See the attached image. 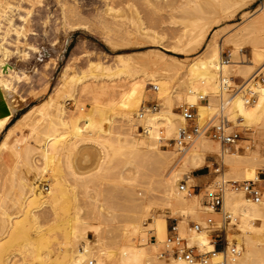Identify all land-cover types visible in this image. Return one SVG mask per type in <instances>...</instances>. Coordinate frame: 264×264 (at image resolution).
Wrapping results in <instances>:
<instances>
[{
  "label": "bare ground",
  "instance_id": "obj_1",
  "mask_svg": "<svg viewBox=\"0 0 264 264\" xmlns=\"http://www.w3.org/2000/svg\"><path fill=\"white\" fill-rule=\"evenodd\" d=\"M103 1L105 7L101 10L105 12L103 14L97 12L98 17L95 16L99 25L117 30L125 35L135 34L136 38L141 37L142 33L148 34L147 31L151 29V26L148 27L141 23L144 25H138L139 28L136 26L137 28H133L134 30L131 29L130 23L129 27L125 21L119 22L122 19H119L117 11L120 10L112 7L111 4L114 0ZM128 1L124 0L123 2L126 5ZM142 1L145 3V8L150 9L149 12H157L162 8L161 4L165 3L163 2L165 0ZM169 1L171 0H168L167 6L171 7ZM188 1H177L181 3L172 5L171 9L174 11L182 9ZM223 1L231 2L235 6L236 3H243L245 0ZM55 4H57V8L52 9ZM55 4L51 10L45 11L47 3L44 0H0V101L6 107V113L0 116V133L4 132L0 138V159L2 156H6L8 159L12 158L6 167L5 159H1L3 161H1L0 171H3V175L6 176L5 174L11 168L12 170L8 171V175L11 172V176L7 175L8 178H11H5V181L8 184L12 182L16 187L12 198V205L15 208L13 212H9L0 202V264H92L94 261L95 264H143L149 259L150 251L153 253L152 251L159 249L166 237L167 217L164 210L166 208L174 210L179 205L193 201L197 196L195 194L193 198L185 199L178 195L181 191L176 190L174 185L177 172H191L203 166L206 163L207 149L210 153L217 154V143L211 142L205 136L202 139L207 141V145L201 141L194 143L198 136L183 151H177L174 148L173 151H170L160 147L159 127L164 129L165 138H171L176 135L178 127L182 123L178 112L171 108L172 99L170 100L171 97L169 98L167 92L170 88L171 75L166 73V70H169L168 66L173 62L164 58L162 53H156L159 60L164 61L158 66V70L147 71L139 79L133 77L126 83L116 84L120 87L118 91L115 90V84H112L111 81L120 79L122 73L130 72L131 55L129 52L116 53L113 63L89 59L86 68L79 71H74L71 69V64L66 63L62 70V79L56 85L54 95H46L43 102L40 100L33 104L12 121L19 109L27 103L26 96L23 97L20 94L19 83L22 80H29L23 87H21L22 84L20 87L22 90L25 88L32 93V90H35V85L32 83L33 79L30 78L31 74L39 71L40 75L44 77L47 72L46 68L49 62L46 60L42 63L41 71L38 69V64H40L38 61H40L42 53L41 43L38 41H43V25L48 21L51 11L58 10L63 22L66 21L72 25L82 22L81 20L84 19V11L74 0H56ZM262 6L261 8H264ZM109 11L112 13L108 14ZM150 16L153 19V14ZM158 19L154 18L149 23L153 24L156 20L157 22L154 23L165 25V21L167 22V19L161 21ZM183 25L182 29L185 31H177L174 36L177 46L188 44L196 37H204L207 23L193 20L192 26L191 24L188 26L186 22ZM186 25L192 27L188 28V33L186 32L187 28L185 29ZM51 27L55 30L54 23L51 24ZM142 30L146 32H142ZM184 38H188V40L184 42ZM237 41L231 37L226 39L213 37L207 44L204 53L185 66L190 76L185 99L192 105H198L199 118L203 119L207 115L213 114L217 105H215L216 102L213 103L215 100L211 101V99H214L215 96L217 99V95L221 91L219 76L222 74L230 81L231 78L227 76L228 69L236 67L234 73L241 75L243 82L238 85V90L235 93L228 96L223 95L225 97L222 102H224L227 117L234 120L233 122H240L244 130L253 135L258 129H264V46L254 47L252 57L248 60L230 58L232 61L222 63L223 44L233 48ZM52 42L54 43V40ZM85 52L84 50L83 54ZM232 54L235 56L236 52L233 50ZM57 64L56 60H52L49 65L52 67L50 69L54 71ZM254 67L256 69L251 74ZM161 69L163 71H160ZM255 72L262 74L261 81L255 80ZM76 81L81 85V91L90 93L86 104H82L81 99L72 97ZM148 82L155 86V91H151L147 87ZM248 90L255 94L254 102H249L243 95ZM34 93L35 91L33 95ZM199 94L209 96L212 103L196 104L199 102ZM66 97H72L74 100L72 102L82 110L85 129L95 126L100 128L101 133L92 136L89 131L78 129L79 127L75 125L74 115L67 111L66 100L63 99ZM179 97L181 99V96ZM144 100H155L156 104L161 107L158 109V107L141 105ZM162 100L164 103H160ZM162 104H165L167 110H162L164 106ZM117 115L126 125L125 127L113 128ZM136 123L146 127V132L138 133L135 130ZM81 145L83 146L81 147ZM122 147L124 148L123 152L134 154L147 161V170L143 175L149 177L148 184L158 183L162 212L159 211L157 215L152 214V219L146 223L142 210L127 211L123 214L125 218L121 220L122 224L120 222L118 225L119 231L112 235L107 221L115 216V212L103 202L101 198L103 190L101 189V192L99 188V191L97 190L94 195L85 190V193L88 194L84 201L89 203L96 201L98 209L93 214L87 212V215H84V208L78 202V200L80 201V198L78 199L80 196L77 197L79 191L77 192L74 186L77 184L76 181L82 184L90 174L78 177L72 163L69 162L68 168L71 171L74 169L72 173L76 183L67 184L60 178L58 159L60 156L71 158V155L73 156L75 152L82 149H84L83 157L85 158L88 157V154L85 153L87 148L88 150L89 148L96 149L99 154L95 165L97 169L91 174L102 176L109 173L114 167L111 164L112 154L120 153ZM88 150L87 152L93 151ZM173 153L178 156L175 158ZM93 156L95 155L93 154ZM39 157L40 164H38ZM221 157L224 167L237 177H239V169L243 168L245 164L254 166V164L258 165V162H264L257 154L246 157L245 154L238 151H223ZM16 167L20 170L17 174H15ZM130 171L118 174L117 178L121 185H123L122 182L138 177L137 167L135 171ZM9 185L8 187L11 186ZM143 190L145 196L149 194L147 188L144 187ZM131 191L132 199L138 204L142 203L144 195L135 193V189ZM224 202L230 209L237 210L241 214L240 235L244 243L242 247V244H238L235 238L230 237L232 233L228 234V238L234 239L238 247H241L238 259L228 264L264 262V235H262L264 233V198L255 202L241 191L228 190ZM225 211L230 218L228 225L236 226V217L233 216L232 211L226 209ZM43 219L44 221L48 220L47 224H45L46 222L42 223ZM1 220L3 221L1 222ZM257 221L258 225L255 224ZM151 229L156 236L155 242L150 241L149 234H147V231ZM85 234L95 235V241L91 243L90 240L85 239L83 243L77 244L75 240L77 236ZM193 239L199 243H206L204 242L205 234H198ZM12 250L19 251L23 255L22 260L11 261V255L15 253Z\"/></svg>",
  "mask_w": 264,
  "mask_h": 264
},
{
  "label": "rangeland",
  "instance_id": "obj_2",
  "mask_svg": "<svg viewBox=\"0 0 264 264\" xmlns=\"http://www.w3.org/2000/svg\"><path fill=\"white\" fill-rule=\"evenodd\" d=\"M74 1L80 6L81 10L84 11L83 12L84 19L81 20L82 22L72 25L69 22L66 21L63 22L62 16L58 10L55 12L51 11L48 21L45 23V25H43V33H44L43 41L42 42L38 41V43H41V47H42L40 48L42 50V53H41L40 61H38L40 63L38 64L39 66L38 69L41 71V68L43 67L42 63L45 60L48 61L50 64L48 63V66L46 68L47 72L46 74H44V77L40 75L41 72L39 71L35 72V74L34 73L31 74L30 78L33 79L32 83L33 85H35L34 86L35 90H32V93L31 91L25 90V88H23V90L21 88L26 83V81L29 80H22L19 83L18 89L21 92L19 93L23 95V97L26 96L25 98L27 99V103H26L27 105L25 104L19 109L16 115L12 118V121L17 117H19V115L22 112L27 110L33 104L38 103L40 100L41 102H43L45 100L43 98L46 95L49 94L54 95L56 85L58 84L59 80L62 79L61 77L63 73L62 70L66 63H70L71 69H74V71H79L80 69L82 70L86 68V64L88 63L89 59L104 61V63H113L114 60L116 59V53L129 52L131 55V59L129 61L130 72L122 73L120 74V79L117 78L116 80L111 81L112 84H115L114 85L115 90L118 91L120 87L116 84L126 83L129 80H131L133 77L139 79L142 77L141 75L144 72L158 70L159 68L158 66L161 64V62L164 61L161 59L159 60V57L157 56L156 53H162L164 55V58H167L168 60L173 62V64L168 66L169 70H166V73H170L171 75V78L169 80L170 88L167 90V92L169 98L171 97L170 100L172 99L173 105L171 104V108L174 109V107L187 102L185 99V94L187 92L186 89L188 86L187 84L190 76L185 66L189 64V62L200 57L204 53L205 49L207 48V44L213 37H216L217 39H221V38L226 39L231 37L232 39L238 40L236 46L233 47L234 49L230 46H225L223 44L221 58H225V55L229 54V60L231 61L232 59L230 58H233V60H240L241 58L248 60L252 57V50L254 49V47L264 46V16H262V14H264V8H261V6L264 5V0H245L243 3H236L235 6L231 2L226 3L223 0H191V1L189 0L188 3L182 9L175 11L171 9V7L172 5L174 6L176 4L181 3V2L179 3L177 2L180 0L177 1L171 0L172 2L169 1L170 2L169 6L171 5V7L167 6L168 0H165L163 1L165 3L161 4L162 8L159 9L158 11L156 10L157 12H151V11L149 12L150 9L147 10L145 8L146 7L145 3H143L142 0H132V1L129 0L128 2H126V5L125 2H123L124 0H114L113 1L114 4L113 3L111 4L112 7L119 8L118 10H120L117 11V13L119 14L118 15L119 19H122L119 20V22L125 21L126 25L130 23V26H132L131 29L137 27L139 28V26H143L144 24L145 26L147 25L148 27L151 26L150 27L151 29L148 28L149 29L147 31L148 34L142 33L141 37L139 38H136L135 34L125 35L117 30L107 29L97 23V19L95 17V16L98 17L97 12H100L102 14L105 12L104 10H101L105 7L103 0H74ZM44 2L47 3V8H45V11H49L51 10V7L55 4L56 0H44ZM126 7L129 8L127 9ZM56 8H57V4H55L52 9H56ZM112 12L109 11L108 14ZM120 14H121V18H120ZM149 14L150 15L153 14V19L152 16H150ZM171 17L174 19H172ZM154 18L155 19L159 18L160 20L158 19V21L167 19V22L165 21V25L167 23L166 26L169 28H167L164 24L159 25L157 23H154L157 22L156 20L153 22V24L151 23L152 24L151 25L149 22L151 19H152L151 21H153ZM193 20H200L201 22L207 23V28L205 29L204 37L203 38L196 37L195 39H192L188 44L182 43L183 44L182 46H177L176 45L177 43L174 38L175 34L177 33V31L184 30L182 29L184 28L182 27V25L183 24L185 25V22L188 24V26L189 24H191L192 26ZM53 23L55 24V30H53L51 27V24ZM125 23L123 24L125 25ZM171 23L173 24L171 25ZM188 26L186 25L185 27V29L187 28L186 30L187 33L188 30L192 28L191 26L190 27ZM142 32H146V31L142 30ZM188 38H184V42L188 40ZM52 40H54V43L52 42ZM84 50L86 51L85 54H83ZM233 50L236 52L235 56L234 54H232ZM50 58L52 60H56L58 63L54 68L55 70L53 69L54 71H52V69H50L52 67L49 66L51 65V61H52ZM235 68L233 66V68L228 69L229 75L226 73L227 76L231 78L230 84L232 86V89H237V87H239L238 85H241L243 82V77L241 75H235L234 73L236 71ZM255 69L256 67H254L250 73L252 74ZM160 71L163 70L161 69ZM255 80L261 81L262 74L261 75L259 73L255 74ZM149 82L147 87L150 88L151 91H155V86ZM74 85H75L73 91L74 96L72 97H77L78 99H81L82 104H86L88 102L90 93H85L84 91H81V85H79V82L77 81L74 82ZM34 91L35 93L33 95ZM231 93L232 91L225 93L223 95L228 96ZM251 94L255 96L254 93L251 92ZM179 96H181V99ZM225 96H223V98ZM72 97H66L63 99L66 100V107L68 113L74 115V118L76 119L75 125L79 127L78 129H80L81 131L82 130L87 132L89 131L90 135L92 136H94V134L101 133L99 127L93 126V128L85 129L86 127L84 122V116L82 115L83 114L82 110L80 109V107H76V105L73 103L74 100L72 99ZM219 100H220L219 95H217V99L216 96L214 99H211L213 103L214 102L217 103V104L215 103L217 107ZM147 101L155 102V100H144L141 102V105L151 106ZM19 102L17 103V105L19 104ZM160 103H164V100H162ZM196 104H200V103L198 102ZM162 106L165 108V104H162ZM160 107L161 105L158 106V109ZM163 107L162 110H167V108L164 109ZM196 107H198V105ZM227 118H229L228 120L230 121L231 128L239 132L238 139L232 145L222 147L218 142L208 138L211 142L214 141L215 143H217L218 151L217 154H212L209 152V149H207L208 154L206 155V163L203 166H209L210 172L207 176H204L200 182L192 177L191 173L194 170H192L191 172L189 171L177 172V177L174 184L176 190H178L177 186L180 183V181L183 179L186 180L188 186L200 185L201 190L199 191V194L194 198L193 201L179 205L174 210L170 208H166L164 210V213L167 218L181 217L184 222H181L180 224H185V226H186L185 217L192 220H201L206 214V211L204 210L205 208L203 207L205 196L207 195V192L211 190L214 184L219 180H224V181L238 180L239 182H242L244 180L255 179L257 180V184L262 189V192H264V162L261 163L258 162L259 164L258 163H257L258 165L254 164V166H250V164H245L243 168L239 169V174H238L239 177H237V175L235 176V174H231L228 171V169L224 167L223 159L221 157V153L223 151L224 152L238 151L239 153L245 154L246 157H252L257 154L259 155V158H262L261 160H264V129H258L252 135L249 134L248 131L244 130L243 125L240 124V122L237 121L233 122L234 120H232L229 116ZM139 125L141 124L136 123L135 130L138 133H143L137 129ZM125 126L126 125L119 118V115H117V117L115 118L113 128L120 129L121 127H125ZM3 133L4 132L0 133V138L3 136ZM203 137L204 136H199L198 138H196V140H194V143L196 141L198 142L201 141L202 143H205L207 145V141L202 139ZM82 146L83 145H81V147ZM121 149L122 151L120 153L112 154L111 164H113L114 167L110 170L109 173H106L107 175L103 174L102 176L101 175L93 176L91 174L97 169L95 168L96 167L95 165L97 163L99 154L96 149L94 150L93 148L92 149L89 148V150H93L92 153L87 148L85 153L88 154V157L85 158L83 157L84 149H82L79 150V152L77 151V153L75 152L73 156L71 155V158L68 156H60V158L58 159V165H59L58 169H59L60 178L63 179L64 182L66 181L67 184H73L75 182L73 177L74 174L72 173L74 169L78 177L80 176L83 177L90 174V176L86 178L84 182H82V184L85 186H83L79 181H76L77 184L76 186H74L75 189H77L76 191L77 192L79 191L77 197L80 196L78 197V199L80 198V201L78 200V202L84 208V215H87V212L93 214L98 209V204L96 203V201H91L90 203L88 201H84V199L86 198L85 197L86 194H88L87 192L85 193V190H88L89 193L93 195L97 193V190L99 191V188L100 191L101 189L103 190V192L101 191L103 193L101 196L103 202L107 207L111 208L115 212V216L107 221L108 228L111 229L112 235H115L119 231L118 225L121 222V220L125 218L123 214L127 211L142 210L143 214L145 215L144 220L146 221V223L152 219L151 217L152 214L157 215L159 214V211L162 212L161 201L159 200L160 191H159L158 183L152 182L148 184L149 177L143 175L144 173H146L147 170L146 169L147 161L143 160L138 156H135L134 154H128L123 152L124 150L123 147ZM166 149L170 151L172 150L170 148H166ZM87 150L89 152H87ZM93 154L95 156H93ZM173 155L175 156V158L178 156V154L176 153L175 154L173 153ZM208 155L209 156L212 155L213 157H207ZM1 159L6 160V161L4 160V163L5 162L7 163V164L5 163V167H6V165L7 166L9 165L8 162L12 158L8 159L6 156H2ZM1 159H0V166L2 165L1 161H3ZM212 161H216L218 163V166L220 167L219 172L213 173ZM69 162H71L73 165L74 169H72V171L70 168H68ZM40 163L41 161L39 157L38 164ZM11 165H13L12 162ZM136 167L138 168V172H137L138 177L136 179L129 180L127 182L126 181L122 182L123 185H121L119 179L117 178L118 174L123 171L125 173L127 170H131L130 172H133L136 170ZM7 168L9 169V167ZM15 169L17 170L15 174L19 173L20 170L17 167ZM9 170L12 169L10 168ZM8 171L7 174H5L6 176L9 174ZM3 174H4L3 171H0V202L2 203L3 206L7 208L9 212H13L15 208L14 205H12V198L16 191L15 190L16 187H14V184L12 182H11L12 184L9 182V184L11 185L10 186L8 183H6L7 181H5V178L7 179L8 176H11V172L10 175H8L7 177L4 176ZM10 178L11 177H9L8 179ZM2 184H4L5 186H3ZM6 184H8L11 188L8 187V185ZM45 187L47 188V185ZM144 187L147 188L149 191L148 192L149 194L146 196L144 195L145 193V191L143 190ZM132 189H135V193L138 192L139 195H144L143 202L139 203L141 206L132 199V191H131ZM228 190H232L236 192V190L230 188V182H226L225 200L227 198ZM178 195L185 199H191L194 196L193 195L191 197H185L182 192H179ZM262 198H264V196H262ZM224 207L226 210L230 212L232 211L231 213L233 214V216L236 217V224H237L236 226L227 225L226 228L227 234L232 233L230 237L235 238L238 244H242L243 247L244 245L243 238L240 235L241 214L237 210L234 211L230 209L227 203L225 202H224ZM219 214L220 213H211V216L213 217L214 220L219 221L221 219V214L220 215ZM46 218L48 219V217ZM2 221L3 220H1V222ZM47 222L48 220L44 221V219L42 221V223L45 224H47ZM120 224H122V222ZM255 224L258 225L259 224L258 221ZM147 234H149L148 231ZM262 235H264V233H262ZM205 237L207 240L208 236L205 235ZM85 239H88L90 240L91 243H93V241H95V235L85 234V235L77 236L75 240L77 241V244H81L85 241ZM59 240L61 241V237L59 238ZM206 240L204 242H206ZM160 248L155 251H152L153 253H151L150 251L151 255H148L149 259L143 264H147V262H149L148 264H155L156 260L154 254L158 252ZM12 252L15 251L12 250ZM12 254L14 255H11L12 257L11 261L19 262L20 260H22L23 255H21L19 251L18 252L16 251L15 253ZM94 262L92 264H95ZM261 263L264 264V262H260V263L258 262V264Z\"/></svg>",
  "mask_w": 264,
  "mask_h": 264
},
{
  "label": "built area",
  "instance_id": "obj_3",
  "mask_svg": "<svg viewBox=\"0 0 264 264\" xmlns=\"http://www.w3.org/2000/svg\"><path fill=\"white\" fill-rule=\"evenodd\" d=\"M221 59L222 63L229 62V54H226L225 58ZM227 79L220 74V100L213 114L201 119L198 116L196 105L187 102L174 107V110L178 112L182 119V123L178 127L176 135L172 138H165L163 129L159 127L160 147L183 151L198 136H206L218 142L222 147L230 146L238 139L239 132L231 128L230 121L224 110V102H222L224 93L232 91L233 94L238 88L232 89L230 81ZM251 92L248 90L243 95L247 97L249 102H254L255 96ZM198 100L200 104H207L209 97L199 94ZM147 102L154 108L158 107L154 101ZM137 129L141 132H146V127L142 125H139ZM207 157L213 156L208 155ZM212 167L213 173L220 171L216 161H212ZM226 182H230L231 189L243 191L245 195L255 202L264 196L262 194L264 192H262L256 180H244L242 182L238 180L217 181L205 196L203 207L206 214L201 220H192L185 217V226V224H180L184 222L181 217L167 218L166 237L161 249L154 254L155 264H228L238 259L241 254V247H238L234 239L228 238L226 229L230 221L229 215L224 208ZM177 187L185 197L198 195L201 190V186H188L185 179L181 180ZM211 213H220L221 219L219 221L214 220ZM148 233L149 240L155 242L156 236L153 230H148ZM198 234L208 236L206 243H199L193 239Z\"/></svg>",
  "mask_w": 264,
  "mask_h": 264
},
{
  "label": "crops",
  "instance_id": "obj_4",
  "mask_svg": "<svg viewBox=\"0 0 264 264\" xmlns=\"http://www.w3.org/2000/svg\"><path fill=\"white\" fill-rule=\"evenodd\" d=\"M209 172H210L209 167L207 168V166H204V167L198 168L195 171H193L191 175L195 179H197V181L200 182L204 176H207L209 174ZM197 186H200V185H197Z\"/></svg>",
  "mask_w": 264,
  "mask_h": 264
},
{
  "label": "water",
  "instance_id": "obj_5",
  "mask_svg": "<svg viewBox=\"0 0 264 264\" xmlns=\"http://www.w3.org/2000/svg\"><path fill=\"white\" fill-rule=\"evenodd\" d=\"M6 113V107L3 102L0 101V116Z\"/></svg>",
  "mask_w": 264,
  "mask_h": 264
}]
</instances>
